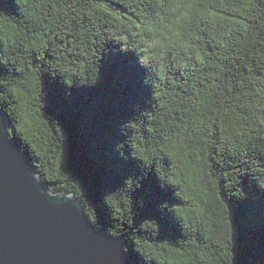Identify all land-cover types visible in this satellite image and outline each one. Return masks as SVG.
Masks as SVG:
<instances>
[{"label":"trees","instance_id":"trees-1","mask_svg":"<svg viewBox=\"0 0 264 264\" xmlns=\"http://www.w3.org/2000/svg\"><path fill=\"white\" fill-rule=\"evenodd\" d=\"M0 110L132 264H264V0H0Z\"/></svg>","mask_w":264,"mask_h":264},{"label":"water","instance_id":"water-1","mask_svg":"<svg viewBox=\"0 0 264 264\" xmlns=\"http://www.w3.org/2000/svg\"><path fill=\"white\" fill-rule=\"evenodd\" d=\"M0 264H132L71 193H53L0 110Z\"/></svg>","mask_w":264,"mask_h":264}]
</instances>
